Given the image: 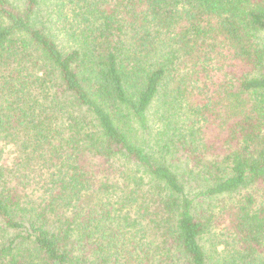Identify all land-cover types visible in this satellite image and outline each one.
Here are the masks:
<instances>
[{"label":"trees","instance_id":"trees-1","mask_svg":"<svg viewBox=\"0 0 264 264\" xmlns=\"http://www.w3.org/2000/svg\"><path fill=\"white\" fill-rule=\"evenodd\" d=\"M0 264H264V0H0Z\"/></svg>","mask_w":264,"mask_h":264},{"label":"rangeland","instance_id":"rangeland-1","mask_svg":"<svg viewBox=\"0 0 264 264\" xmlns=\"http://www.w3.org/2000/svg\"><path fill=\"white\" fill-rule=\"evenodd\" d=\"M231 201H232V199H224V198H220V200H219V205L223 208H226L230 203H231ZM214 202V205H216V201H213ZM215 207H217V206H215ZM215 210H218V208H215ZM219 227L218 228H222L224 225H223V223H221V222H219ZM218 228H216L215 230H217V232H219V234H223V230H219ZM222 247V244L221 245H219V248H221Z\"/></svg>","mask_w":264,"mask_h":264}]
</instances>
